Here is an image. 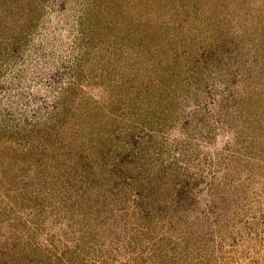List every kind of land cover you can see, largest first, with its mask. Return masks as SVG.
<instances>
[{
  "label": "rangeland",
  "instance_id": "1",
  "mask_svg": "<svg viewBox=\"0 0 264 264\" xmlns=\"http://www.w3.org/2000/svg\"><path fill=\"white\" fill-rule=\"evenodd\" d=\"M0 264H264V0H0Z\"/></svg>",
  "mask_w": 264,
  "mask_h": 264
}]
</instances>
